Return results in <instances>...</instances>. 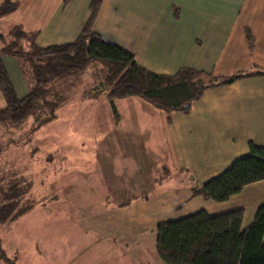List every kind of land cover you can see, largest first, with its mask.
Masks as SVG:
<instances>
[{"label": "crops", "instance_id": "1", "mask_svg": "<svg viewBox=\"0 0 264 264\" xmlns=\"http://www.w3.org/2000/svg\"><path fill=\"white\" fill-rule=\"evenodd\" d=\"M4 2L18 6L0 17V37L20 27L37 33V45L45 48L77 38L92 0ZM93 30L159 75L183 68L214 77L264 70V0H102ZM3 64L22 77L14 59L4 57ZM113 103L117 120L104 96L83 100L82 116L71 117L80 121L72 130L91 131L87 138H94V155L86 159L93 169L84 172L91 180L59 187L68 205L85 212L67 221V234L52 235L49 264H165L155 248L158 225L199 210L211 216L242 210V228H248L264 205L263 181L222 203L191 197V187L245 156L249 142L264 146V77L206 90L186 115H167L134 97ZM102 132L105 138L96 137ZM85 138L77 139L82 149ZM81 154L76 161H84ZM173 176L179 183L172 186Z\"/></svg>", "mask_w": 264, "mask_h": 264}, {"label": "trees", "instance_id": "2", "mask_svg": "<svg viewBox=\"0 0 264 264\" xmlns=\"http://www.w3.org/2000/svg\"><path fill=\"white\" fill-rule=\"evenodd\" d=\"M101 2L92 0L90 16L73 42L42 48L36 43L37 33L24 32L20 27L0 37V94L5 102L0 109V130L19 129L32 118L34 132L54 120L65 101L56 89L57 83L77 80L92 64L101 66L105 75L84 90L82 98L104 96L115 120V99L134 97L167 115L174 112L186 115L206 90L245 78L264 77V70L257 68L229 77H214L190 68L180 69L172 76L152 73L136 64L133 53L105 41L93 30ZM17 6L16 2H4L0 5V17L12 13ZM246 37L251 46L248 32ZM4 57L16 61L26 80L28 92L24 97L16 96L3 64ZM21 173H9L8 180L0 176V226L14 224L34 209L28 198L32 181ZM260 181L264 182V146L249 142L245 156L233 161L220 175L192 186L191 197L222 203L245 186ZM242 220V210L214 216L199 210L162 223L156 229V253L165 264H264V205L257 209L253 222L245 230ZM0 262H10L1 241Z\"/></svg>", "mask_w": 264, "mask_h": 264}, {"label": "rangeland", "instance_id": "3", "mask_svg": "<svg viewBox=\"0 0 264 264\" xmlns=\"http://www.w3.org/2000/svg\"><path fill=\"white\" fill-rule=\"evenodd\" d=\"M5 69L15 87L16 96L24 97L26 89L23 78L18 73V79L17 70L12 66ZM104 75L101 66L92 64L77 80L66 79L57 83L56 89L65 99L63 111L60 118L55 116L54 120L37 131H32V118L19 129L5 127L0 130V176L8 180L9 173L22 172L33 183L28 198L34 209L17 219L14 224L0 226V241L9 258V264H49L55 253V248L51 245L52 235L67 234V221L78 214L84 215L83 207L74 208L68 205L61 197L60 188L70 183L83 184L84 180H91L87 177L89 174L84 172L92 168V161L86 159L94 155V138H87L91 131L84 133L76 127L72 130V125L80 121L73 122L71 117L78 111L82 116L81 106L85 100L82 98L83 91L96 85ZM85 136L82 149L77 139ZM97 136L105 138V133ZM62 139H68L69 142L61 143ZM81 152L85 153L84 156L81 154L85 157L84 161H76ZM122 162L128 163L124 159ZM175 181L176 184L179 183V178L173 176L169 182L173 186ZM88 205L84 207L89 208ZM57 220L59 223H56Z\"/></svg>", "mask_w": 264, "mask_h": 264}]
</instances>
